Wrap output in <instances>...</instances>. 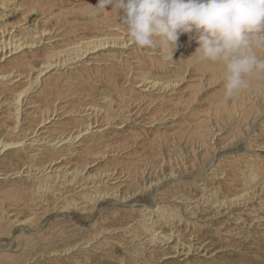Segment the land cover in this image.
Masks as SVG:
<instances>
[{"label": "bare ground", "instance_id": "obj_1", "mask_svg": "<svg viewBox=\"0 0 264 264\" xmlns=\"http://www.w3.org/2000/svg\"><path fill=\"white\" fill-rule=\"evenodd\" d=\"M98 3L99 0H0V92H10L12 100L5 105L15 106L18 110L11 117L14 123L4 126L9 137L14 130L24 133L23 139L15 141L0 138V179L4 181L0 182V228L4 221L2 218L6 219L9 210L33 211L43 201V197L40 200L37 197L52 196L48 204L46 201L42 204H47L42 207V219L33 215L35 212L27 215V220L21 219L17 228L12 229L10 233H1L0 241L8 239L15 243L20 229L21 235L27 236L26 241L33 240L37 233L40 236L60 234L53 227L71 224V218H74L72 211H78L83 215L82 221L91 218L93 212L97 213L92 226L84 230L94 234L92 239H84L79 244L67 247L64 252L52 254L58 258L68 256L73 259L74 264H102L101 261L104 264H163L168 260L179 261L183 256L186 258L182 260L187 259L186 262L190 263L192 257L197 258L195 254L199 251L208 250L205 246V236L208 234L217 235L225 247L214 249L215 252L208 256L207 260L212 264H227L223 254L238 248V245L235 246L232 242L261 243L258 247L263 246L264 73H254L248 78L253 86L245 92L242 91L245 95L240 97V92L226 104L218 106L217 115L221 118L219 121L224 119L230 123L232 121L228 119L229 116L233 118L234 114H238L239 101L240 105L248 104L253 112L260 111L246 133L249 148L245 153L234 156L221 155L218 152H223L226 148L221 149L216 145L217 148H214L210 158H203L202 153L196 152L195 159L191 161L196 160L197 163L200 160L199 162L203 161L200 164L208 165L206 176L202 175L201 182L198 180L200 176L193 179L196 181L194 182L184 178L185 174L179 175L182 171L178 173L176 168L168 172L163 167L158 181L149 185L146 178L155 170V164L146 161L143 165L139 164L137 174L141 183L138 188L123 194V187L117 188L115 185H137V177L129 169L128 162L134 159L135 147L141 151L147 148L149 142L153 143L152 131L158 125H163L166 121L192 122L191 125L195 124L194 132L200 139L199 147L202 146L201 138L205 140L210 137L206 144L218 145L219 136L226 135V131L221 129V133L218 132L214 120L211 122V118L200 115L201 107L205 106L204 102L208 104L205 97L224 88V65L199 62L196 70L195 67L190 68L192 59L196 58L192 55L199 46L195 32L180 35L173 59H164L159 49L137 47L129 42L125 26L122 24L123 12L117 13L111 5L106 10L97 12L95 6ZM99 14L103 18L98 21L94 18ZM69 15L81 18L88 16L93 21L81 23L71 20ZM52 17L59 22H66L67 25H63L64 28L61 26L60 29L57 26L55 30L48 28L47 23ZM78 25L82 26L83 32H77L80 27ZM114 25L117 27H113ZM113 30L117 31L114 35ZM21 31L23 35L20 34ZM98 31L102 33L99 34ZM82 34L89 36L82 38ZM184 45L186 50L191 51L180 48ZM117 53L121 56L114 58ZM28 55L32 58L41 57L42 66L37 68ZM90 55L94 56L89 58ZM184 55L187 57L184 58ZM260 55L264 58V53ZM104 56L105 64L102 63ZM113 58L114 62H111ZM95 62L97 64L94 65ZM122 63L127 68L125 74L120 71ZM10 66L13 67L9 69ZM21 66H28L31 73L28 75L26 72H20ZM62 69L68 72L71 70L74 79L85 82L83 88L86 89L87 105H84V114L75 115L70 106L68 109L65 103L58 104L55 99L56 108L48 113L50 109L42 106L38 126L28 130L29 124L25 119L28 114L24 113V108L28 107L27 102L35 97L36 92L55 89L54 80L64 76ZM204 69H210L208 80L194 79L202 85L197 94L200 100L195 99L191 104L183 105L185 97L190 95L187 94L188 89L193 84L190 79ZM96 70L104 71V77L100 80L98 72L95 73L90 82L95 84L97 90L92 91L85 73ZM99 82H102L100 92ZM103 83L108 87H104ZM114 91L119 92L121 97L122 94L127 95V98L140 104L137 106L139 114L132 117V110L127 109L126 116L117 111L121 119L113 118L104 127L94 125V116L101 117L100 114L105 113L108 115L109 107L106 102H110ZM154 100L157 103L162 101V105L155 107ZM196 102H201L202 106L196 108ZM164 108L165 117L157 122L152 120ZM244 112L247 113L246 110ZM244 112L243 119H246L249 115ZM5 117L0 110V121L6 122ZM140 117L142 120L137 121ZM67 118H73L75 121H64ZM71 124L73 126H69ZM77 124L82 127L76 128L74 125ZM164 125L161 130H168L167 134L171 135L173 142L177 134L175 128L172 125L165 128ZM69 129L73 130L68 131ZM242 131V128H237L236 135ZM132 135L134 137H131ZM118 136L126 142L129 138L137 140L134 143L136 146L131 144L129 148L124 149V156L117 153L115 148ZM143 143L144 145H138ZM254 150H258L257 155L251 154ZM197 154L202 158L197 157ZM19 155H23L26 161L19 159ZM106 161L107 164H103ZM19 162L23 163L16 167ZM114 163L124 164L127 173L117 175L118 170H112L110 167ZM10 166L15 168L5 173L4 167ZM104 176L109 179L104 180ZM16 179L20 189H15L7 182ZM73 179L80 181V186H83L78 195L66 194L69 192L66 187ZM156 185L153 201L144 203V197L142 200L138 199ZM6 187L8 189H4ZM5 194L9 201L25 198L17 209L6 211L2 208L4 203L1 200V196ZM106 199L116 201H111L104 207ZM54 210L57 214L52 215L50 220L46 218L47 221L39 228L44 216ZM101 215L105 216L102 220ZM106 215L126 223L110 228L106 224ZM131 218L132 220H129ZM81 222V225H85ZM51 228L55 231H51ZM200 231L204 232L203 236ZM10 245H13L12 242ZM2 250V253L7 254L5 250L12 248L3 244L0 248V251Z\"/></svg>", "mask_w": 264, "mask_h": 264}, {"label": "rangeland", "instance_id": "obj_2", "mask_svg": "<svg viewBox=\"0 0 264 264\" xmlns=\"http://www.w3.org/2000/svg\"><path fill=\"white\" fill-rule=\"evenodd\" d=\"M80 5H82V4H80ZM65 9H67V8L65 7ZM101 14H105V13L101 12ZM54 17H56V16H54ZM54 17H52L48 21V23H47L48 28L50 27L51 29L55 30V28L57 26L60 29L61 26L67 25L66 22H61V21L59 22ZM68 18H70L71 20L79 21L81 23H82V21H88V22L93 21V19L90 20V18L88 16H84L81 18L80 16L69 15ZM102 18H103V16L99 14L94 19L99 21ZM78 26H80V25H78ZM0 27H2V25H0ZM113 27H117V26L114 25ZM62 28H64V26ZM16 30L18 31L19 29H16ZM83 31L84 30H83L82 26H80L77 30L78 33L83 32ZM0 32H1V30H0ZM22 32L23 31H21V33H20L21 35H23ZM116 32H117L116 30H113L112 35H114ZM97 33L101 34L102 32L98 31ZM1 35L2 34L0 33V36ZM64 36H65V34H64ZM88 36H89V34H82L81 35L82 38H87ZM9 37L7 39H9ZM187 42H186V45H187ZM46 44L51 45L52 43H46ZM180 48H182L183 50H186L185 45L180 47ZM195 48H196V45H195ZM183 50L180 49V51H183ZM186 51H191V50H186ZM99 53H97V54H99ZM26 54H28V53H26ZM94 55H96V54H94ZM94 55H90L89 58L93 57ZM98 56H101V55H98ZM117 56L120 57L121 55L117 53V55L114 58H117ZM28 57L32 58V56H30V55H28ZM185 57H187V56L184 55V58ZM102 58H103L102 63L105 64L106 61H104V60L106 59V56H104ZM114 58L110 61L114 62ZM42 60L43 59L41 57L34 56L31 60V62L37 68H40L42 66V64H41ZM88 60L89 59H87V61ZM95 64H97V62H95L94 65ZM99 64H101V63H99ZM190 64H191L190 68L195 67L194 70H196L199 62L195 58V59H192ZM108 65H110V63H108ZM12 67L13 66H10L9 69H11ZM62 70H63L64 76L60 79L54 80V82L56 84L55 89H51L50 91L44 90L43 92H40V91L36 92V93H34L35 97L33 99H30L27 102L28 107L24 108V110H25L24 113L28 114L25 117L26 121L29 124L28 130H31L32 127L38 126V123L40 122V116L42 114V111L40 110L42 108V106L45 109L46 108L50 109V111L48 113L52 112L56 108L55 103L57 101L54 102L55 99L58 100V102H57L58 104L65 103L66 108H68V106H70L71 109L75 112V115L79 114V116H80V115L84 114L83 113L84 105L85 106L87 105V102L85 100L86 89L83 88V87H85L84 86L85 82L81 81L80 79H78V80L74 79V76H73V74H71L72 72L70 69H69L70 70L69 72L66 71V69H62ZM126 70H127L126 66L123 65V63H122L120 71L123 74H125ZM19 71L20 72H26L28 75H29V73H31V70H30V68H28V66H21L19 68ZM97 72H98V70L91 71L89 73H85L86 76H88V78H89V82L91 81L90 79L93 78L95 76V73H97ZM209 73H210V69L209 70L204 69V70L197 72L195 77L190 79V81H192L193 84L190 85V87L188 89L187 94H190V95L189 96L187 95L185 97L183 105H185V106L189 105L195 99L200 100L197 98V94L199 93L200 89L202 88V85L198 81L195 82L194 79H198V80H201V79L206 80L207 79L208 80L207 76L209 75ZM186 74H188V73H186ZM101 77H104V71L98 72V79L101 80ZM99 83H100V85H98V86H100L99 87V92H100L102 90V87H101L102 82H99ZM103 85H105L104 87H108V85L106 83L105 84L103 83ZM89 86H91L92 91L97 90V87H95L94 83L90 82ZM250 86H253V85L250 84ZM127 91H128V89H126V92ZM157 91L158 90H156V92ZM244 92H245V90H244ZM244 92H242L240 94V97L245 95ZM122 96L123 97H121L119 92H116V91H114L111 94L110 102H106V106L109 107L108 108L109 109L108 115H106V113H105L103 115L100 114L101 117L94 116L92 118L95 121L94 125L97 124V125H100V127H104V125L106 123H108L109 121H112L113 118L116 120L121 119V117L118 116L117 111L122 112L123 115L126 116V113H128L127 109L132 110V111H130L131 112L130 114L132 117H136V115L139 114L137 111L138 110L137 106H140V104H138L137 102L132 101L131 99L127 98V95L125 96L122 94ZM223 97H224V88H223V90L217 91V93L216 92L210 93L209 96L205 97V99L208 100V104L206 103V101L204 102L205 106H202L201 102H196V106H195L196 108H199L202 106L200 115H205L209 119L211 118L210 119L211 122H213V120H214V122L216 123L215 125H217V127H218V132L221 133V131H226V135L219 136L218 145L212 144V143L210 145L206 144L210 140V137H207L205 140H203V138H201V145L202 146L199 147L200 139H199V136L194 132V125L195 124L191 125L192 122H190V123H173L170 121L169 122L166 121L164 123L165 125L163 124L164 127L168 128L169 125H172L175 128V132L177 133L176 139L173 142L171 141V139H170L171 135L167 134L168 130L165 132L161 130L163 125H160V126L158 125L157 127H155L152 131V133H153L152 138H154L153 143L149 142L148 143L149 145H147V148L145 150H141V151H139L137 149V147H135L134 151H136V153H134V159L131 160L130 162H128L129 169H131V171L137 177V185L131 186V187L124 186V185L118 186L120 184L119 183L115 186H117V188L123 187L122 188L123 194L125 192L129 193V192H131V190L137 189L138 184L141 183L138 181L140 176L137 174L139 164L143 165L146 161H152L155 164V170L150 175H148L146 178L147 179L146 182H148L149 185L153 184V181L154 182L158 181L159 176L161 175V173H163L164 168L168 172H169V170L171 171V170L176 168L178 173L180 171H182V173H180L179 175L183 176V174H185L184 178L190 179V180L196 179V177L200 176L198 178V180L201 182V181H203V180H201V178H203L202 175L205 174V176H206V172H207L206 168L208 165L200 164V163H203V161L199 162L200 160H198L197 163H195L196 160L191 161V160L195 159L194 154L196 152H198L199 154L202 153L201 156L203 158H210L212 151L214 150V148H217L216 146H218L221 149L226 148V149H224L223 152H222V150H220L218 152V154H221V155L228 156V155L232 154V156H234V155H239V153H245L244 151H247L249 148V147H247L248 135H246V133H248V131H249L248 128H249V126H251V122H254L257 119V115L259 114L260 111H258V112L254 111L253 112L252 110L249 109L248 104L246 106H244V104L240 105L241 102L239 101L238 102V114L237 115L234 114L233 118H230L229 114H226V112H225V114L229 116L228 119H230L232 122L230 123L229 121H225L224 119H223L224 121L223 120L219 121L221 119L217 115L219 104H226L227 102H229L231 100L230 99V100L225 101ZM11 100H12V97H11L10 92H0V105H1L0 110H1V114L6 116L4 119V120H6V122L3 123L0 121V138H7L8 140L13 139V141H15V140L23 139L24 133H22L20 131L16 132V130H14V132H12V134H11V137H12L11 138V137H9L8 133L5 130L6 129L5 124L10 125V124L14 123V121H13V119H11V117H13L14 112L18 111L15 109V106L11 107L10 105H5L7 102H9ZM121 105H123V106H121ZM161 105H162V101L157 103L154 100V106L155 107H158ZM100 106H102V105L100 104ZM87 108H88V106H87ZM68 109H67V112H69ZM147 109H149V107ZM244 110H246L247 113H245ZM248 110H249V112H248ZM243 112H244V114L249 115V116H247L246 119H243ZM165 113H166V111L164 108L152 120H156V122L161 120L162 118L165 117L164 116ZM145 114H148V113L145 112ZM146 116H148V115H145V117ZM109 117L111 118V120ZM141 120H142V118L140 117V119H138L137 121H141ZM180 120L181 119H178V121H180ZM64 121L67 122V121H75V120L73 118L72 119L67 118ZM101 121H102V123H100ZM80 124H77L74 126L77 128L80 126ZM69 126H73V124H71ZM80 127H82V126H80ZM237 128H242L243 131L236 135ZM220 129H221V131H220ZM70 130H73V129H69L68 131H70ZM55 135L59 136V134H55ZM131 137H134V136L132 135ZM117 141H118V143L115 141V148L117 150V153H121L122 156L125 155L123 153L125 151L124 150L125 148H129V146L131 144H133V146H136V144L134 145V143L137 142V140H135L133 138H129L128 141L126 142L120 136L117 137ZM27 142H29V141H27ZM138 145L141 146V145H144V143L138 144ZM30 153L33 154L32 152H30ZM188 154H190V155L188 156ZM251 154L257 155L258 150H254L253 152H251ZM19 157H20L19 159L26 161V159L23 158V155H19ZM28 157H29V155H28ZM197 157H200V156L197 154ZM202 157H200V159ZM110 159L113 160L114 157H113V159L112 158H110ZM171 159H173V160H171ZM12 160H14V158ZM116 160H118V157ZM165 160H167V161H165ZM115 162H117V161H115ZM22 163L23 162H21V163L19 162L15 166L20 167V165ZM94 163H96V161ZM193 163H195V165ZM103 164H107V161L103 162ZM15 166H10L7 168L4 167V169L3 168L2 169L4 170L5 173H8V171L13 170V168H15ZM110 167H112V170H114V169L118 170L117 175H122L123 173H125V174L127 173V171L124 170L127 167L122 163H114ZM142 168H144V167H142ZM93 169H95V168H93ZM108 179H109V177L104 176V180H108ZM0 182H4V181H2V179H0ZM7 182L10 183L15 189L16 188L20 189V186L17 185V184H19L18 179L12 180V181H7ZM103 182L104 181H102V183ZM194 182H196V181H194ZM80 183H81L80 181L78 182L77 180L73 179L72 183H70L69 186L66 187L67 190H69V192H67L66 194L78 195L81 192L82 187H83V186L82 187L80 186ZM13 187H11V189H13ZM155 187H157V185L151 187L149 192H147L146 194H142L141 197H138V199L142 200L141 198L144 197V199H143L144 203H147L148 201H153L154 200L153 192L155 190ZM1 189L3 190V188H1ZM4 189H8V188L6 187ZM28 195H29V193H28ZM24 198L25 197H23L21 199H16L14 201H9V199L7 198V194L2 195L1 200L4 203L2 208L5 209L6 211H8L11 208L17 209V206H19L21 204V202L23 201ZM41 198L43 200L42 203H39L37 205V209L34 208L33 211L31 209H24L23 211H19V212H18V210H15V211L9 210V214L6 215V219L2 218V220H4L5 222L3 221V224L0 228V235H1V233H5V234L10 233L12 229L17 228L16 226L21 219L26 221L27 219L25 217L27 215H32L33 212H35V214H33V215H36V217H39L40 219H42V217H43L42 216V207L47 205L50 202V198H52V196L41 195L40 197H37V199H39V200ZM145 199H147V200H145ZM45 201L47 202V204L42 205L43 202H45ZM111 201L115 202L116 200L113 201V199L112 200L106 199V200H104L103 206L105 207L106 204L110 203ZM55 211L56 210L51 211L49 214H46L44 216V219H43L41 226L39 228H41L42 225L47 220H50L52 215L54 216V214H57ZM52 212H54V213H52ZM72 212L74 213V216L72 215V217H74V218H71L72 221L68 220L71 222V224L67 223L64 226H54L53 227L54 229H56V231H59L60 234H50L49 236L48 235L40 236V234L37 233L34 236L33 240L26 241L27 236L21 235V229H20L19 233H17V236H16L17 238L15 239V243L13 242V240H10V241L8 239H6L4 241L1 240L0 241L1 242L0 248H2L3 244H5L6 247H11L12 250H9V251L5 250V251H7L6 252L7 254L2 253L3 250L0 251V264H62L63 262H66L67 264H74L73 259L69 258L68 256L58 258V257H53L52 254L54 252H61V251L64 252V249H67V247H70V246L75 245V244H79L84 239H92L94 234L91 231H89L90 233H88V232H85L84 230L87 228H90L92 226L93 220L97 218L96 217L97 213L93 212V215H90L93 217V218L91 217L92 219L87 218V221L84 219L82 221L83 215H81L80 212H78V211H72ZM0 218H1V209H0ZM9 218H11L12 220L10 221ZM46 218H47V220H46ZM103 218H105V216L101 215L100 220H102ZM107 218L108 219H107L106 224H107V226H110V228H113V226L115 227L118 224H125L126 223L123 220H118L115 218H111L109 216H107ZM132 218L129 220H132ZM63 220L66 221L67 219H63ZM80 222L82 224L84 223L85 225H81ZM86 222H87V224H86ZM58 224H60V223H58ZM49 229H50V227H49ZM51 231H55V230H53L51 228ZM203 233L204 232L200 231L201 236H203ZM207 233H210V232H207ZM190 234L191 233H189V235ZM249 240H251V239H249ZM9 242H10V244L12 242L13 245H10ZM205 243H207V245H205V246L208 250L199 251L198 254H195V256L197 258L192 257V259H190V263L186 262V261H188L187 259L182 260V258H186V256H183L179 261L173 262V260H168V261H166V263H163V264H202V263L203 264H212L211 262H209L207 260L208 256H211L215 252L214 249L220 250L222 248H225L223 245L224 242H220V238L217 235L208 234V236H205ZM232 243L235 246L238 245V248H236L235 250H231L228 253L223 254V257L225 258L224 260L227 259L226 260L227 264L228 263L229 264H264V244H263V246H261L259 248L258 244H261V243H258V244L252 243V242H247V243L241 242V244L239 242H232ZM101 263L104 264L103 261H101ZM109 264H111V263L109 262Z\"/></svg>", "mask_w": 264, "mask_h": 264}, {"label": "clouds", "instance_id": "obj_3", "mask_svg": "<svg viewBox=\"0 0 264 264\" xmlns=\"http://www.w3.org/2000/svg\"><path fill=\"white\" fill-rule=\"evenodd\" d=\"M122 11L129 42L173 59L181 34L195 32L198 62L223 64L224 100L250 89L264 73V0H99ZM191 58V57H190Z\"/></svg>", "mask_w": 264, "mask_h": 264}]
</instances>
